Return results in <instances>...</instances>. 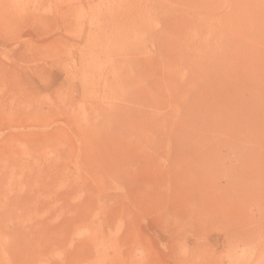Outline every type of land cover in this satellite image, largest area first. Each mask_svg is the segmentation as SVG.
<instances>
[{"label": "rangeland", "instance_id": "obj_1", "mask_svg": "<svg viewBox=\"0 0 264 264\" xmlns=\"http://www.w3.org/2000/svg\"><path fill=\"white\" fill-rule=\"evenodd\" d=\"M0 264H264V0H0Z\"/></svg>", "mask_w": 264, "mask_h": 264}, {"label": "bare ground", "instance_id": "obj_2", "mask_svg": "<svg viewBox=\"0 0 264 264\" xmlns=\"http://www.w3.org/2000/svg\"><path fill=\"white\" fill-rule=\"evenodd\" d=\"M125 8V7H124Z\"/></svg>", "mask_w": 264, "mask_h": 264}]
</instances>
